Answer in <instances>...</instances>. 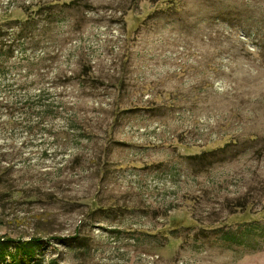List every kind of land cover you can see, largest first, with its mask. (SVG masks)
Returning a JSON list of instances; mask_svg holds the SVG:
<instances>
[{
    "label": "rangeland",
    "instance_id": "obj_1",
    "mask_svg": "<svg viewBox=\"0 0 264 264\" xmlns=\"http://www.w3.org/2000/svg\"><path fill=\"white\" fill-rule=\"evenodd\" d=\"M0 60V264H264V0H0Z\"/></svg>",
    "mask_w": 264,
    "mask_h": 264
},
{
    "label": "trees",
    "instance_id": "obj_2",
    "mask_svg": "<svg viewBox=\"0 0 264 264\" xmlns=\"http://www.w3.org/2000/svg\"><path fill=\"white\" fill-rule=\"evenodd\" d=\"M0 67H2V62H1V60H0ZM246 213H248V210L245 209V210L243 211V213H242V216L245 215Z\"/></svg>",
    "mask_w": 264,
    "mask_h": 264
}]
</instances>
